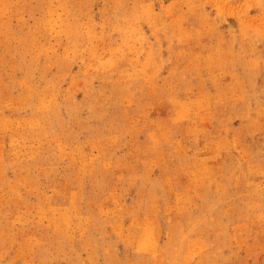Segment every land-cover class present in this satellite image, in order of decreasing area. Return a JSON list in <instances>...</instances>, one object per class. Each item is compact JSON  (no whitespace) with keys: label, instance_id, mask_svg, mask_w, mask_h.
<instances>
[{"label":"rangeland","instance_id":"obj_1","mask_svg":"<svg viewBox=\"0 0 264 264\" xmlns=\"http://www.w3.org/2000/svg\"><path fill=\"white\" fill-rule=\"evenodd\" d=\"M0 264H264V0H0Z\"/></svg>","mask_w":264,"mask_h":264}]
</instances>
